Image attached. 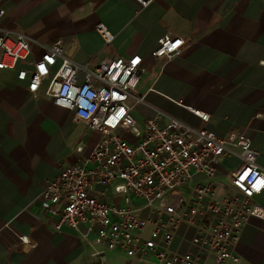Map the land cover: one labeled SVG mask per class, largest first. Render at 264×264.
<instances>
[{
	"label": "crops",
	"instance_id": "obj_1",
	"mask_svg": "<svg viewBox=\"0 0 264 264\" xmlns=\"http://www.w3.org/2000/svg\"><path fill=\"white\" fill-rule=\"evenodd\" d=\"M0 9V29L31 42L26 61L0 70V264H141L96 244L86 225L56 233L38 205L42 184L79 164L101 139L53 104L50 80L33 94L29 79L18 78L56 42L64 56L91 67L139 55L145 71L137 92L145 103L132 111L139 124L160 111L220 137L246 131L264 168V0H152L146 7L134 0H0ZM165 34L185 41L170 61L152 55ZM96 250L104 253L94 256ZM237 253L240 264H264V222L246 226Z\"/></svg>",
	"mask_w": 264,
	"mask_h": 264
},
{
	"label": "built area",
	"instance_id": "obj_2",
	"mask_svg": "<svg viewBox=\"0 0 264 264\" xmlns=\"http://www.w3.org/2000/svg\"><path fill=\"white\" fill-rule=\"evenodd\" d=\"M134 1L146 7L152 0ZM4 15L0 9V20ZM97 29L112 41L103 25ZM184 45L182 37L165 34L152 55L170 61ZM30 53L28 37L0 29V70H15ZM142 61L133 55L79 65L56 42L31 70L18 71L33 94L50 80L46 94L53 104L101 135L79 164L42 184L38 205L56 233L63 227L81 232L86 225L96 244L141 264H240L237 248L246 226L264 222L259 152L246 131L220 137L160 111L139 124L132 111L145 103L137 92Z\"/></svg>",
	"mask_w": 264,
	"mask_h": 264
},
{
	"label": "rangeland",
	"instance_id": "obj_3",
	"mask_svg": "<svg viewBox=\"0 0 264 264\" xmlns=\"http://www.w3.org/2000/svg\"><path fill=\"white\" fill-rule=\"evenodd\" d=\"M228 166H230V162L226 161V162L223 164V167H224L225 169H228V168H229ZM22 243H23V244H26L27 242L24 241V240H22Z\"/></svg>",
	"mask_w": 264,
	"mask_h": 264
}]
</instances>
